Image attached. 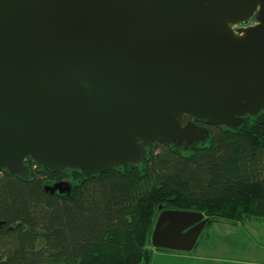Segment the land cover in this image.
Returning a JSON list of instances; mask_svg holds the SVG:
<instances>
[{
	"label": "water",
	"instance_id": "1",
	"mask_svg": "<svg viewBox=\"0 0 264 264\" xmlns=\"http://www.w3.org/2000/svg\"><path fill=\"white\" fill-rule=\"evenodd\" d=\"M261 111L264 0H0V171L138 167L143 142L207 139L186 116L237 128ZM207 223L162 209L150 243L192 251Z\"/></svg>",
	"mask_w": 264,
	"mask_h": 264
},
{
	"label": "trees",
	"instance_id": "2",
	"mask_svg": "<svg viewBox=\"0 0 264 264\" xmlns=\"http://www.w3.org/2000/svg\"><path fill=\"white\" fill-rule=\"evenodd\" d=\"M244 118L201 142H143V165L89 178L30 159V180L0 171V264H141L162 209L202 212L205 228L264 219V111ZM60 181L70 190L45 189Z\"/></svg>",
	"mask_w": 264,
	"mask_h": 264
},
{
	"label": "crops",
	"instance_id": "3",
	"mask_svg": "<svg viewBox=\"0 0 264 264\" xmlns=\"http://www.w3.org/2000/svg\"><path fill=\"white\" fill-rule=\"evenodd\" d=\"M192 251L156 248L141 264H264V219L213 221Z\"/></svg>",
	"mask_w": 264,
	"mask_h": 264
},
{
	"label": "flooded vegetation",
	"instance_id": "4",
	"mask_svg": "<svg viewBox=\"0 0 264 264\" xmlns=\"http://www.w3.org/2000/svg\"><path fill=\"white\" fill-rule=\"evenodd\" d=\"M253 22H255V18L254 17L248 23L250 24V23H253ZM182 121H183L184 124H186L188 121H194L199 126H202V127L206 128L208 130H209V127L211 126L205 120H199V119L191 118V117H188V116L184 117L182 119Z\"/></svg>",
	"mask_w": 264,
	"mask_h": 264
},
{
	"label": "rangeland",
	"instance_id": "5",
	"mask_svg": "<svg viewBox=\"0 0 264 264\" xmlns=\"http://www.w3.org/2000/svg\"><path fill=\"white\" fill-rule=\"evenodd\" d=\"M244 26H246V23H244V22H240V23H238V27L239 28H241V27H244ZM249 119L248 118H245L244 119V122H247V123H249ZM65 182H68V181H65ZM69 183V185L71 186V184H72V182L71 181H69L68 182ZM49 185H53V183L52 184H49ZM200 241V240H199ZM199 243V242H198ZM198 245V244H197Z\"/></svg>",
	"mask_w": 264,
	"mask_h": 264
},
{
	"label": "built area",
	"instance_id": "6",
	"mask_svg": "<svg viewBox=\"0 0 264 264\" xmlns=\"http://www.w3.org/2000/svg\"><path fill=\"white\" fill-rule=\"evenodd\" d=\"M252 18H253V17H252ZM252 18H251V19H252ZM254 18H255V17H254ZM251 19H250V20H251ZM250 20H249V21H250ZM244 23H245V22H244ZM257 23H258V21L255 19V22L250 23V24H249V23H246V26H244V27H248V26H250V25H255V24H257ZM233 28H234L236 31H238V29H239V27H238V23H237V24H234V25H233ZM241 28H242V27H241Z\"/></svg>",
	"mask_w": 264,
	"mask_h": 264
}]
</instances>
